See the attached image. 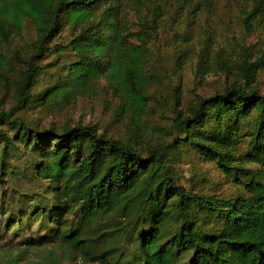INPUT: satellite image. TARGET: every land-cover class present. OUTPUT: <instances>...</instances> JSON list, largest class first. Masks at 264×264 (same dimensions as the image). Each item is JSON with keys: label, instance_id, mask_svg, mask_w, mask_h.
I'll return each instance as SVG.
<instances>
[{"label": "trees", "instance_id": "16d2710c", "mask_svg": "<svg viewBox=\"0 0 264 264\" xmlns=\"http://www.w3.org/2000/svg\"><path fill=\"white\" fill-rule=\"evenodd\" d=\"M190 2L0 0V86L14 96L0 122L15 132L11 139L0 131V173L11 148L22 146L43 189L25 195L22 217L9 214L5 230L21 232L0 242V264H62L50 256L54 248L91 264H264V92L245 64L221 92L199 95L186 109L173 101L168 145L145 139L156 82L151 42L163 16ZM246 7V20L264 17V0ZM27 25L36 34L25 45L29 55L19 46ZM46 54L55 72L36 91ZM104 91L128 137L79 121L43 129L24 115H55ZM188 154L215 165L243 194L218 198L180 185Z\"/></svg>", "mask_w": 264, "mask_h": 264}, {"label": "rangeland", "instance_id": "374dc122", "mask_svg": "<svg viewBox=\"0 0 264 264\" xmlns=\"http://www.w3.org/2000/svg\"><path fill=\"white\" fill-rule=\"evenodd\" d=\"M246 0H191L177 10H171L163 16L162 27L152 39V66L156 82L150 89L151 101L143 118L147 128L145 139L151 146L168 145L171 139L166 134L172 117L173 101L178 99L179 107L188 108L197 97L210 96L242 76V65L254 75L256 88L264 92V17L258 16L246 20ZM133 12L128 11V18L133 19ZM67 35V34H63ZM36 38L35 31L27 25L19 46L27 52L25 45ZM21 50V52H25ZM52 56L46 54L40 61L44 78L34 88L39 91L49 83L55 72L51 65ZM202 63L198 72V65ZM21 70L14 68V75ZM105 83L101 82L100 86ZM0 86V108L9 111L14 103V96L3 94ZM5 95L3 103L2 97ZM116 100L111 93L98 92L95 97L79 98L66 110L51 115L41 110L26 111L24 115L37 121L43 129L52 126L74 125L76 122L90 124L98 131L118 137H128L124 122L118 114ZM0 131L11 139L15 132L11 127L0 122ZM1 150V145H0ZM32 156L22 146H14L0 173V242L14 240L18 234L17 226L5 230L11 212H19L21 217L28 208L25 195L34 197L43 189L33 177ZM247 167H253L248 165ZM178 183L188 190L207 196L230 198L243 194V191L226 179L219 169L204 162L195 154H188L181 160L178 170ZM17 242L21 239L18 235ZM50 256L60 257L62 264H91L79 257L61 254L52 249ZM47 252H37L45 256Z\"/></svg>", "mask_w": 264, "mask_h": 264}]
</instances>
